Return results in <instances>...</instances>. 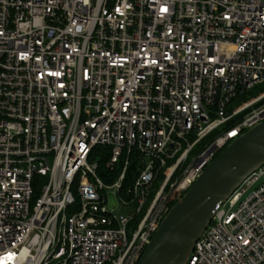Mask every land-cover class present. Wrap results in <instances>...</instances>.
Listing matches in <instances>:
<instances>
[{
    "label": "built area",
    "instance_id": "built-area-1",
    "mask_svg": "<svg viewBox=\"0 0 264 264\" xmlns=\"http://www.w3.org/2000/svg\"><path fill=\"white\" fill-rule=\"evenodd\" d=\"M261 83L264 0H0V264H138ZM187 264H264V165Z\"/></svg>",
    "mask_w": 264,
    "mask_h": 264
},
{
    "label": "water",
    "instance_id": "water-1",
    "mask_svg": "<svg viewBox=\"0 0 264 264\" xmlns=\"http://www.w3.org/2000/svg\"><path fill=\"white\" fill-rule=\"evenodd\" d=\"M264 165V122L233 140L167 213L138 264H187L196 242L225 202ZM111 204L116 206L114 195Z\"/></svg>",
    "mask_w": 264,
    "mask_h": 264
},
{
    "label": "trees",
    "instance_id": "trees-1",
    "mask_svg": "<svg viewBox=\"0 0 264 264\" xmlns=\"http://www.w3.org/2000/svg\"><path fill=\"white\" fill-rule=\"evenodd\" d=\"M247 93V92H246ZM245 93V94H246ZM245 94H241L236 100H242V99H245ZM221 130H217L215 133H213L210 138L214 137L217 133H219ZM98 150H102L101 147L98 148ZM107 158L103 159V161L101 162V173H104L103 171V167L105 166V162H106ZM120 169H117L116 168V172H115V175L117 174V172H119ZM137 175V165H136V162L133 161V163L131 164V167L129 169V172H128V177H127V181L125 183V187L128 186L131 181L133 180V178Z\"/></svg>",
    "mask_w": 264,
    "mask_h": 264
},
{
    "label": "rangeland",
    "instance_id": "rangeland-1",
    "mask_svg": "<svg viewBox=\"0 0 264 264\" xmlns=\"http://www.w3.org/2000/svg\"><path fill=\"white\" fill-rule=\"evenodd\" d=\"M264 90V83H261V84H258L256 85L253 89H251L250 91H248L246 94H245V99H242L241 101L240 100H235L234 103H233V107L236 105H239L242 103V101H245V100H248L252 97H255L257 96L259 93H261L262 91Z\"/></svg>",
    "mask_w": 264,
    "mask_h": 264
}]
</instances>
